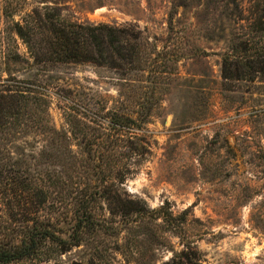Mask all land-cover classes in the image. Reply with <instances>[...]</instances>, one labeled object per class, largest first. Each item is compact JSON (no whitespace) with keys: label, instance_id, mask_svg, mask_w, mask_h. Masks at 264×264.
Wrapping results in <instances>:
<instances>
[{"label":"rangeland","instance_id":"374dc122","mask_svg":"<svg viewBox=\"0 0 264 264\" xmlns=\"http://www.w3.org/2000/svg\"><path fill=\"white\" fill-rule=\"evenodd\" d=\"M38 1L17 0L16 13ZM48 1L75 21L134 30L139 56L125 72L24 54L2 74L47 94L54 127L13 128L2 145L43 187L41 213L60 235L79 225L78 244L45 264H163L185 244L209 264H264V76L222 71L234 45L264 43L263 0ZM114 112L135 120L130 139L110 130ZM70 114L86 134L72 132ZM140 143L141 155L127 149ZM130 199L146 214L111 213ZM6 200L0 194L1 230Z\"/></svg>","mask_w":264,"mask_h":264},{"label":"trees","instance_id":"16d2710c","mask_svg":"<svg viewBox=\"0 0 264 264\" xmlns=\"http://www.w3.org/2000/svg\"><path fill=\"white\" fill-rule=\"evenodd\" d=\"M38 2L37 6L29 8L21 16L16 13L17 0H10L0 14L5 23V28H2L5 32L0 34V194L10 200L4 205L9 225L4 227L5 230L0 229V264L48 263L56 255L77 245L78 240L74 239L80 233L77 225L74 234L69 235L68 239L64 238L60 235L61 228L45 219L41 213L46 201L43 187L37 178L10 158V153L1 143L4 139L2 135L13 128L36 126L54 129L47 94L10 77L3 79L5 69L10 64L26 59L24 54H27L37 64L91 62L126 72L136 69L139 56V35L134 30L105 22L75 21L63 16L48 0ZM261 12L260 30L264 32V0ZM17 40L26 46V52H21ZM222 71L223 77L228 80H254L258 75L264 76V43L256 47L249 44L234 45L223 60ZM70 117L72 132L86 134L89 125L85 123L86 129L81 126L85 125L84 122L74 120L75 116L71 114ZM110 118L109 127L118 135L113 134L116 140L130 139L126 138V133H132L130 128L134 126L135 120L116 112ZM98 127L101 131L104 129L102 123ZM101 131L99 135H103ZM94 134V139L98 140L100 136ZM138 139L147 143L143 137ZM122 147L125 149L126 146ZM127 149L131 152L136 149L135 153L141 155L146 147L140 143L137 146L130 145ZM127 153L124 152V157H127ZM127 165L124 163L122 166L130 170ZM108 200L112 205L114 196H109ZM145 206L143 201L122 200L118 211L113 212V207L110 211L124 217L131 214L145 215ZM73 264L82 263L74 261ZM163 264L209 263L202 259L198 249L185 244L180 252L174 253Z\"/></svg>","mask_w":264,"mask_h":264},{"label":"clouds","instance_id":"9594fccd","mask_svg":"<svg viewBox=\"0 0 264 264\" xmlns=\"http://www.w3.org/2000/svg\"><path fill=\"white\" fill-rule=\"evenodd\" d=\"M133 191H134V189H133Z\"/></svg>","mask_w":264,"mask_h":264}]
</instances>
